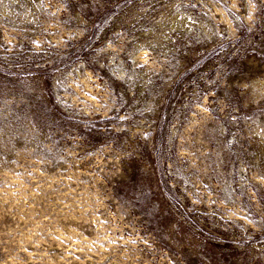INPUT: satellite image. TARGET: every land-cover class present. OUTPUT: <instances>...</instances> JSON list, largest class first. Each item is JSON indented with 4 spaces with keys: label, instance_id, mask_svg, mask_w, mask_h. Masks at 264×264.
Segmentation results:
<instances>
[{
    "label": "rangeland",
    "instance_id": "1",
    "mask_svg": "<svg viewBox=\"0 0 264 264\" xmlns=\"http://www.w3.org/2000/svg\"><path fill=\"white\" fill-rule=\"evenodd\" d=\"M0 264H264V0H0Z\"/></svg>",
    "mask_w": 264,
    "mask_h": 264
}]
</instances>
